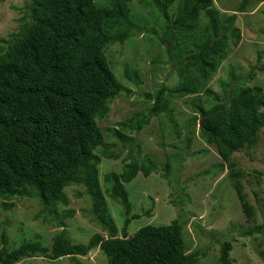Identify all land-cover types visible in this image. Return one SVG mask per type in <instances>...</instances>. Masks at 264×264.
I'll return each instance as SVG.
<instances>
[{
  "label": "trees",
  "instance_id": "obj_1",
  "mask_svg": "<svg viewBox=\"0 0 264 264\" xmlns=\"http://www.w3.org/2000/svg\"><path fill=\"white\" fill-rule=\"evenodd\" d=\"M26 20L12 37L0 46V197L3 206L11 209L14 202L7 199L37 196L46 221L58 217L57 206L67 203L65 188L85 185L92 198L93 212L109 237L95 233L87 242H75L63 228L53 237L51 247L39 241H24L7 248L8 237L0 240V264H16L26 257L43 256L56 260L64 256L87 255L100 247L108 257V264H196L202 253H187L183 224L174 219L169 224H147L132 236L127 229L132 218V203L126 183L142 173L145 177L159 172L151 158L140 160L133 153L124 158L122 172H109L111 193L124 205L126 218L122 236L109 214V206L100 183L97 153L104 147V157L116 159L118 154L107 150L105 135L98 124L111 102L123 93V86L110 66L107 48L123 43L135 33L137 24L131 18L132 0H106L100 6L95 0H26ZM160 9L167 30L195 32L192 47L181 51L177 67L183 82L176 88L181 94L195 93L199 81H207L219 65V57L226 54L231 44L237 45L241 29L236 26L237 14L223 15L214 0H178L177 10L171 12L176 0H150ZM248 0H243L237 11H245ZM202 12L207 21L200 24ZM113 25L119 30L111 32ZM234 39V42H231ZM6 42V43H7ZM183 56V55H182ZM182 58V59H181ZM240 83V82H239ZM236 83L231 96L224 98L207 87L205 93L216 103L206 108L198 106L199 128L208 143L217 146L223 162L229 167L230 177L242 209L248 219L255 214L247 199L242 174L232 161L235 152L253 146L264 127V92L262 86H240ZM163 87L154 94L148 113H136L119 122L112 131L122 141L133 142L123 130L127 126L141 131L151 118L167 111L168 100ZM129 92V91H128ZM197 119V118H196ZM196 123V121H195ZM192 137L188 136L189 143ZM103 157V158H104ZM165 177L171 172L165 164ZM59 227H65L63 217ZM264 232V225L248 227L242 234ZM231 241L221 244L220 263L233 264Z\"/></svg>",
  "mask_w": 264,
  "mask_h": 264
},
{
  "label": "rangeland",
  "instance_id": "obj_2",
  "mask_svg": "<svg viewBox=\"0 0 264 264\" xmlns=\"http://www.w3.org/2000/svg\"><path fill=\"white\" fill-rule=\"evenodd\" d=\"M95 1L100 6L108 5L106 0ZM242 1L214 0L221 14H237L235 24L241 29L242 38L219 57L216 71L207 81L198 82L195 93L184 95L176 91L183 82L177 61L185 58L184 52H189L200 33L171 32L167 40H162L167 22L150 0L130 2L131 18L137 24L135 33L125 42L107 48L110 66L123 86V93L111 102L107 115L98 118V124L105 135L106 149L119 157H104V147L98 148L97 153L102 158L100 183L109 214L118 227V236H122L125 207L112 195V182L105 176L112 171L122 172L124 158L129 153L140 160L151 158L157 162L159 172L148 177L139 173L126 183L132 203L131 215L138 216L132 218L127 233L132 236L144 225L169 224L179 219L187 253L197 250L202 253L196 264H221V244L225 241L233 244L230 251L233 264H264V232L242 234L250 226L264 225V127L256 144L232 156L236 169L242 174L244 192L255 210L252 219H248L242 209L229 167L217 146L208 143L199 128L198 106L210 108L216 103L205 93L207 87L218 92L223 100L232 95L233 87L239 82L240 86H262L264 92V0H248L245 11H237ZM26 2L0 0V46L8 45L12 34L23 26ZM177 4L178 0L171 8L172 13L176 12ZM206 21L202 12L200 24ZM118 30V25L110 29L113 33ZM163 87L168 90L167 111L152 117L139 132L127 126L123 132L134 137L133 142L116 137L112 129L118 127L119 122L129 125L127 120L138 112L148 113L153 100L147 94H154ZM167 161L171 165L169 178L165 177ZM65 192L68 202L57 206L58 217L54 221H45L42 214L36 218L42 208L37 196L7 199L15 203L11 209L3 206L5 200L0 197V240L5 233L9 249L28 240L51 247L53 237L63 228L75 242H87L95 233L109 237L96 219L85 185L72 184ZM60 217L65 227L58 226ZM16 264H108V257L96 247L87 255H68L56 260L26 257Z\"/></svg>",
  "mask_w": 264,
  "mask_h": 264
}]
</instances>
